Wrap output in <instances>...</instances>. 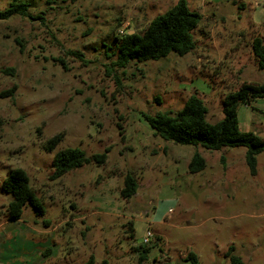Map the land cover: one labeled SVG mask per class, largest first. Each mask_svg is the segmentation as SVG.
I'll use <instances>...</instances> for the list:
<instances>
[{
  "label": "rangeland",
  "instance_id": "obj_1",
  "mask_svg": "<svg viewBox=\"0 0 264 264\" xmlns=\"http://www.w3.org/2000/svg\"><path fill=\"white\" fill-rule=\"evenodd\" d=\"M32 1L31 17L0 21V264H231L230 251L264 264V152L252 174L246 147L176 144L145 118L178 112L197 94L215 123L229 93L264 83L252 49L264 36V0H187L202 16L195 48L125 68L114 65L119 31L142 34L178 0ZM238 120L264 137V97L241 103ZM66 148L110 150L105 164L53 178L54 156ZM195 152L206 167L192 173ZM17 168L46 212L27 204L9 222L2 183ZM127 173L138 183L131 198L121 194Z\"/></svg>",
  "mask_w": 264,
  "mask_h": 264
},
{
  "label": "trees",
  "instance_id": "obj_2",
  "mask_svg": "<svg viewBox=\"0 0 264 264\" xmlns=\"http://www.w3.org/2000/svg\"><path fill=\"white\" fill-rule=\"evenodd\" d=\"M53 0H48L51 2ZM31 0H11L8 8L0 10V21L15 16L31 17ZM202 19L201 14L189 8L187 0H178L163 14L155 17L142 34L126 32L116 36L118 52L114 65L125 68L133 61L158 60L167 56L171 51L184 55L195 48L193 31ZM19 42V40L17 41ZM20 43V42H19ZM253 53L260 69H264V36L256 37L252 43ZM74 53V52H73ZM78 54V53H76ZM80 55V53L78 54ZM14 71L8 68L6 71ZM14 88L5 91L1 96L13 94ZM264 97V83H243L236 91L229 93L224 99V116L212 123L207 120L208 108L197 94L191 95L185 105L178 112L165 111L155 115H145L146 120L155 133L166 141L181 145L202 146L208 150H218L223 147H246V162L252 174L256 173L257 155L264 152V137L252 131H242L239 126L238 108L241 103L251 104L258 98ZM60 133L50 138L43 147L53 150L62 140ZM107 149L103 153L87 154L80 148H66L58 151L54 156L53 178H58L69 171L80 168L91 162L105 164ZM206 167L205 159L195 152L189 164V170L197 173ZM2 189L12 196L6 207L9 221L22 218L23 209L30 204L36 214L44 215L46 210L42 200L36 195L30 183L28 173L21 168L12 170L3 180ZM138 191V183L133 174L124 177L121 194L125 198L133 197ZM149 248L141 254L140 260L148 258ZM231 264H244L241 259L229 252ZM186 259L197 263V256L189 252ZM86 264H94L91 257ZM106 264V263H105Z\"/></svg>",
  "mask_w": 264,
  "mask_h": 264
},
{
  "label": "built area",
  "instance_id": "obj_3",
  "mask_svg": "<svg viewBox=\"0 0 264 264\" xmlns=\"http://www.w3.org/2000/svg\"><path fill=\"white\" fill-rule=\"evenodd\" d=\"M119 32H120V34H124V33H126V32H127V27H123ZM151 235H152L151 231L148 230V231H147V237L145 238V241H146V242H149V237H150Z\"/></svg>",
  "mask_w": 264,
  "mask_h": 264
},
{
  "label": "crops",
  "instance_id": "obj_4",
  "mask_svg": "<svg viewBox=\"0 0 264 264\" xmlns=\"http://www.w3.org/2000/svg\"><path fill=\"white\" fill-rule=\"evenodd\" d=\"M22 219H20V220H18V221H21ZM9 221V220H8ZM9 222H11V221H9Z\"/></svg>",
  "mask_w": 264,
  "mask_h": 264
},
{
  "label": "water",
  "instance_id": "obj_5",
  "mask_svg": "<svg viewBox=\"0 0 264 264\" xmlns=\"http://www.w3.org/2000/svg\"><path fill=\"white\" fill-rule=\"evenodd\" d=\"M134 31H131L130 33H133Z\"/></svg>",
  "mask_w": 264,
  "mask_h": 264
}]
</instances>
